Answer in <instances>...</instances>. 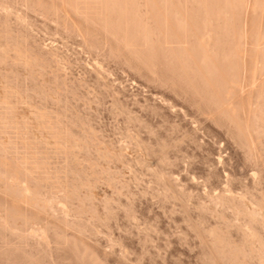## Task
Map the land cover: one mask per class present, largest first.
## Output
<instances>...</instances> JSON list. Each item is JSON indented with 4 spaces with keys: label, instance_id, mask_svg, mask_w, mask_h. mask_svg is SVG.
Masks as SVG:
<instances>
[{
    "label": "rangeland",
    "instance_id": "1",
    "mask_svg": "<svg viewBox=\"0 0 264 264\" xmlns=\"http://www.w3.org/2000/svg\"><path fill=\"white\" fill-rule=\"evenodd\" d=\"M46 1L0 0V170L54 199L35 211L0 188L26 205L16 233L0 224V264H257L237 251L249 227L264 241L242 213L262 205L264 219V122L239 130L224 114L245 117L240 81L213 75L206 92L186 60L125 49L94 17L99 0Z\"/></svg>",
    "mask_w": 264,
    "mask_h": 264
},
{
    "label": "bare ground",
    "instance_id": "2",
    "mask_svg": "<svg viewBox=\"0 0 264 264\" xmlns=\"http://www.w3.org/2000/svg\"><path fill=\"white\" fill-rule=\"evenodd\" d=\"M42 1H44V0H42ZM93 1H95V0H93ZM54 2H55V0H54ZM97 4H100V6L98 9H96V11H95L96 16L94 15V17H98V19L100 20L99 22L102 23V25L101 24L100 25L103 26L105 29H110L113 31L114 29L119 28V29H121L120 31L123 30L124 35L122 36V39L118 38V37L117 38L121 39V42L124 44L125 49H127L128 51L131 49H134V48L136 49L135 44H136L137 40H140L146 45V47H147L146 51L154 52V53L161 51V53L163 52L162 54L165 55L164 57H167L171 60H174V62H175V60H178V61H182L184 63L186 60L187 61L186 63L189 62L191 64L192 67H190V68H193L191 71L195 70L196 74L199 73L201 75L200 76L201 78L199 79L201 81H199V80H196V81L202 82L204 84V88H203L204 91H206L205 88L208 89V91L213 89L212 87H214V86L211 85L212 81H210V80H212L211 77L213 75L215 77L217 76V78L218 77L223 78V80L225 79L226 81H228L230 83L233 81H236V82L240 81L239 84L241 83V85H242L241 80L246 79L245 84H244L245 86H242V88L238 83L236 84L237 87L240 88V91H241L240 93H242V94L247 93V96H245V98L243 97L244 103H242V104L240 103L241 106L240 105L239 106L241 108L238 109V110H241V112H239V113L245 114V117H244L245 119L242 118L244 115L240 114L238 116H234L233 114H231L232 110L231 111L225 110L224 114L226 113V115L228 116L227 119H229V120L231 119V121L239 128V130L245 129L251 123L255 126V124L259 125V124L264 122V0H99V2ZM88 5H90V4H88ZM95 6H98V5H95ZM86 7H87V5H86ZM88 7H90V6H88ZM91 7H92V9L94 8L93 6H91ZM74 8L75 7H73V9ZM67 9H66L65 13L68 11ZM87 10H89V9H87ZM77 13H78V11H77ZM88 13H89V11H88ZM249 13H251L250 16L254 17V20L255 19L257 20V24L255 25V27L253 26V28H249V26H248L249 24L247 23L246 18L244 17L245 15L247 16V14L249 15ZM79 15H81V14H79ZM89 15H92L91 12ZM86 17H85V19H86ZM236 18H239L240 21ZM248 18H251V17H248ZM235 19L239 21V26L236 25L238 22ZM254 20H252V23L251 22L250 23L253 24ZM91 21H93V20H91ZM235 21H236V23H235ZM96 22H97V20H96ZM255 23H256V21H255ZM98 26H99V24H98ZM172 33L176 34L175 38H176L177 45L175 43H172L168 39V36H169L168 34H172ZM113 34L115 35V32H113ZM182 34H185L186 36H188L190 34H191V36L193 35L194 36L193 37V39H194L193 45L190 41L191 45L189 44L190 46H188L189 41L187 42V40H188L187 39L185 41V42H187V44H186L184 42L185 39L182 38ZM114 37H116V36H114ZM190 37L188 36V38H190ZM170 42L174 45L170 44ZM0 45H2L1 41H0ZM4 48H5V50H4ZM1 49L4 50V52H5L4 54L6 55V52H8V51H6V47L4 46ZM3 50H1V52ZM157 55H159V53ZM167 58H165V59L168 60ZM169 62L171 63V61H169ZM247 62H249V64H247ZM179 63L181 64V62H179ZM183 63L181 66H183ZM177 64H178V62H177ZM192 64H194V65H192ZM31 66H34V65H31ZM185 66H183V67H185ZM37 67H38V65H37ZM183 67H181V69ZM184 70H185V68H184ZM188 73H189V71L187 72V74ZM193 73H194V71H193ZM180 75H181V72H180ZM190 75L192 76V74H190ZM182 76H184V75H182ZM189 76H188V79H190ZM192 77H191V79H192ZM184 78H185V76H184ZM196 78H198V77H196ZM213 82H215V81H213ZM8 86H10V84ZM215 87H216V85H215ZM12 88H13V86H12ZM8 90L11 92V90L9 88H8ZM12 90H14V88ZM215 90H216V88H215ZM17 91H18V89H17ZM208 91H206V92H208ZM210 92H213V90ZM237 92H239V91H237ZM213 93H216V91ZM19 94L21 95V93H19ZM10 95H12V94H10ZM210 96H212V93ZM9 97L11 98V96H9ZM8 103H10V101ZM236 103H238V102L235 101V104ZM13 108H14V106H13ZM223 108L224 107L222 106L221 110ZM234 108H236V107H234ZM17 109H18V107H17ZM14 110H16V109H14ZM32 111H33V109H32ZM17 119H20V117L19 118L17 117ZM2 121L3 120H1L0 122H2ZM233 123H231V125ZM233 127H234V125H233ZM0 145H1V143H0ZM3 145H4V143H3ZM4 147H6V145ZM7 147H6V149H7ZM2 148L3 147H1V149ZM1 149H0V154L2 153ZM3 149H5V148H3ZM4 153H5V151H4ZM3 159L7 160L8 158L6 159L4 157ZM14 159H15L14 157H13V159L11 157V160H14ZM5 160H4V164H2V165H5L6 167H8L7 165L10 161L8 160L9 162L7 161L8 162L7 163ZM14 161H16V160H14ZM1 162H2V160H1ZM18 163H20V162H18ZM29 164H30V162H29ZM0 165H1V163H0ZM12 165H14L13 168H16V166H18L15 164H11V167H12ZM30 165L33 166L32 162ZM25 166H27V165L25 164ZM25 166H22V167H25ZM31 166H29L30 169L34 170V168H31ZM1 167H3V166H1ZM6 167H5V169H7ZM9 167H10V165H9ZM37 168L40 169V167H37ZM26 169H25V172H26ZM2 170H4V169H2ZM2 170H0V173ZM8 170H9L8 174H10L9 176L6 177L7 172H5V171H3V172H5V174H3V172L0 174V175H2V174L5 175V177H6V178H3L4 177L3 175H2V177L0 176V185L2 186V187L0 186V188L3 192L8 193L7 195L13 194L12 197L14 195H16V196L19 195V196H17L18 198L21 197L23 199H27L28 200L27 202L31 201V203H32V201H33L34 203L39 205V206H37L33 203V205L36 206L35 211L37 210V208H40L41 206H43L45 209H47V207L48 208L51 207L50 205L53 204L54 199L51 200L52 198H49L46 195H45L46 199L43 198L42 195L44 196V194H41V192L39 190H36V189L33 190L32 189L33 187H31L29 185H25V184L23 185V180L21 182L20 181L21 179H19L20 177L16 176L18 174H14L13 172H10V170H11L10 168H8ZM17 171L22 172L24 170H17ZM17 171L15 173H17ZM21 172H20V174H21ZM27 172H28V170H27ZM23 173L24 172H22V174ZM23 178H25V177H23ZM28 179H29V177H28ZM28 179H26V180H28ZM30 180L32 181V179H30ZM25 183L30 184L27 181ZM38 184L39 183H37V185ZM39 187H36V188L39 189ZM1 190H0V192H2ZM7 195H6V198H8ZM6 198H4V199H6ZM13 199H14V197L11 199V203L14 202V201H12ZM220 199H227V197H221ZM6 200H4V201L11 208L10 205H13L14 203L8 204L9 201L7 202ZM15 200H18V199L16 198ZM4 201L2 200V201H0V203L3 202L5 205L6 203ZM18 201H20L22 203L23 200H18ZM24 201H26V200H24ZM27 202H24V203H27ZM19 205H21V204H19ZM23 205H25V204H23ZM23 205H21V208ZM29 205L27 204V207H33L32 204H31L32 206H29ZM1 206H2V204L0 205V207ZM9 207H6V208L4 207V210L2 209L3 207L0 208L1 210H3V211H0V213L3 212L2 214H0V224L5 226V227H8V228L11 225L10 229L14 233H16V231L18 229H20V228H18V226L20 227V225H18L15 222L14 218L19 216L20 214H19V212H18V214H16L17 216L12 214V213H15V210H17L16 206H15V208H13V206H12V208H13V209L11 208L12 212H11ZM25 207H26V205H25ZM43 207H42V209H43L42 212H44ZM51 208H53V207H51ZM262 208H263L262 205H259L258 208L257 207H245L242 210V213L245 214L246 216H248L252 221L257 222V223L264 226V219H263V217H261ZM26 209H24L23 211H25ZM30 209L31 208H29V210ZM32 211H34V210H31V212ZM48 211H49V209H48ZM26 212H28V211L26 210ZM29 212H28V214H29ZM35 214L38 215V212H35ZM10 215L12 217L15 216L14 218H12L14 220V222H13V220H12V222L14 224L15 223L17 224V226H16L17 228H14L15 226L12 223L10 225H7V224H9L8 223L9 220H11V219H9V218H11ZM27 215H25V216H27ZM31 215H32V213H31ZM22 216H24V214ZM33 217H35V216L33 215ZM18 218H19V220H18ZM21 218L23 219V217H21ZM35 219L34 220L32 219V220L35 221ZM38 219H36V220H38ZM17 220L20 221V217H17L16 221ZM12 225L14 227H12ZM42 228L45 229L44 226ZM42 228H41V230H42ZM46 228H48L47 225H46ZM36 229L37 228H35V230ZM32 230H34V229H32ZM41 230H40V232H39V230L36 231L37 233L38 232L40 233V237H41ZM44 231L45 230H42V232H44ZM18 232H21V230ZM36 232H35V234H37ZM243 232L249 241V253H246L245 248L238 250L237 253L238 254L242 253L241 255H243V259H244L243 262L244 263H248L249 261H251V262L255 261L257 264H264V241L257 235V233L253 229V227H249L248 229L243 230ZM33 233H34V231H33ZM39 233L37 234V236H39ZM46 234L47 233L44 232V236L41 239L46 240V242H48L47 241L48 237L46 236Z\"/></svg>",
    "mask_w": 264,
    "mask_h": 264
}]
</instances>
